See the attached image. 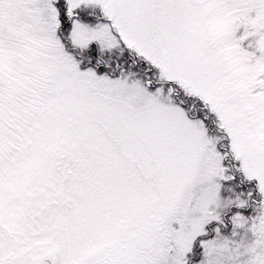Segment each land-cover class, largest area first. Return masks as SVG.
<instances>
[{"label":"snow or ice","instance_id":"6c2138e0","mask_svg":"<svg viewBox=\"0 0 264 264\" xmlns=\"http://www.w3.org/2000/svg\"><path fill=\"white\" fill-rule=\"evenodd\" d=\"M0 264H264V0H0Z\"/></svg>","mask_w":264,"mask_h":264}]
</instances>
